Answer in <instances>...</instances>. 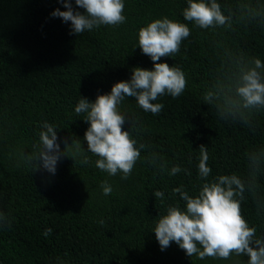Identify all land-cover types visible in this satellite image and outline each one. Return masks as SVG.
<instances>
[{
  "label": "trees",
  "instance_id": "1",
  "mask_svg": "<svg viewBox=\"0 0 264 264\" xmlns=\"http://www.w3.org/2000/svg\"><path fill=\"white\" fill-rule=\"evenodd\" d=\"M217 3L225 16L233 13L231 28L201 29L185 20L187 0H124L125 23L76 35L70 21L51 15L68 10L60 0H0V212L11 222L0 228V264H247V255L189 257L175 242L162 251L153 232L169 206L186 208L174 188L195 197L206 182L198 175L201 145L209 156L208 181L231 174L246 179V154L264 148V109L249 127L220 118L203 100L229 53L264 63V20L237 19L241 3L264 6V0ZM164 17L190 28L179 53L158 61L181 68L186 88L178 98L153 101L164 105L156 115L134 97L118 106L126 117L122 130L145 147L127 179L111 176L96 168L99 157L84 139L90 124L75 107L81 97L95 102L130 81L136 67L154 70L138 47V32ZM44 122L55 127L61 152L80 142L79 152L72 146L61 156L55 174L36 171L35 162L23 158L33 152ZM85 158L89 162L81 163ZM174 166L182 171L169 175ZM105 181L112 187L107 196ZM258 185L256 198L245 192L241 212L264 238V174ZM156 191L164 193L162 201Z\"/></svg>",
  "mask_w": 264,
  "mask_h": 264
},
{
  "label": "clouds",
  "instance_id": "2",
  "mask_svg": "<svg viewBox=\"0 0 264 264\" xmlns=\"http://www.w3.org/2000/svg\"><path fill=\"white\" fill-rule=\"evenodd\" d=\"M60 2L68 10L56 9L51 15L61 18L65 23L70 21L72 34L80 35L102 25L118 26L126 22L123 15L124 0H75L76 5L85 10L84 14L74 11L71 0ZM187 2L188 7L183 10V17L194 22L197 27H232L233 13L225 16L217 0ZM239 10L237 19L241 21L257 18L264 20V6L241 3ZM189 36L190 28L187 24L167 17L148 23L139 29L138 47L151 58L154 70L134 68L130 81L116 83L110 94L98 95L95 102L81 97L75 112L77 115L86 114L84 121L90 124L84 139L90 152L99 157L96 168L111 176L122 173V179L131 175L145 145L137 147V141L132 138L131 133L122 130L126 117L119 112L118 106L126 97H134L145 112L156 115L163 110L164 105L153 101L164 95L178 98L186 88L183 70L158 61L162 57L179 53L182 41ZM203 100L205 104L215 108L220 118L239 121L251 127L253 114L264 109V63L258 58L248 60L242 55L234 56L229 53L217 79L204 93ZM42 129L39 141L33 145V152L23 158L28 165L35 162L36 171L42 167L55 174L61 156H67L65 153L72 146L79 152L80 142L74 140L71 145L66 144L61 152L55 127L44 122ZM199 152L198 175L199 179L206 182L195 197L190 196L182 186L172 190L173 193L180 194L181 199L186 202V208L169 206L166 215L156 219L153 232L161 250L175 242L189 257L229 259L231 254L247 255V264H264V238L256 237V229L249 227L241 212V201L244 200L246 191L253 198L257 197L258 177L264 174V148L254 149L246 154V179L231 174L219 175L208 181L211 168L207 165V147L201 145ZM88 162L87 158L81 161L85 164ZM181 171L179 166H174L169 175H176ZM101 188L106 196L112 192V187L106 181L102 182ZM153 194L161 201L164 198L161 191ZM5 224L11 226V222L0 212V228ZM51 232L52 229L48 228L43 234L47 237Z\"/></svg>",
  "mask_w": 264,
  "mask_h": 264
}]
</instances>
